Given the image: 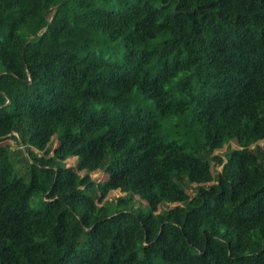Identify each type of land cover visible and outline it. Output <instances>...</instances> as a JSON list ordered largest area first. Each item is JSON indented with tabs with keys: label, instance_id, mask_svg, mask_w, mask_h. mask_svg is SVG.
<instances>
[{
	"label": "trees",
	"instance_id": "1",
	"mask_svg": "<svg viewBox=\"0 0 264 264\" xmlns=\"http://www.w3.org/2000/svg\"><path fill=\"white\" fill-rule=\"evenodd\" d=\"M263 139L264 0H0V264H264Z\"/></svg>",
	"mask_w": 264,
	"mask_h": 264
},
{
	"label": "rangeland",
	"instance_id": "2",
	"mask_svg": "<svg viewBox=\"0 0 264 264\" xmlns=\"http://www.w3.org/2000/svg\"><path fill=\"white\" fill-rule=\"evenodd\" d=\"M116 54H117V52L114 51V50L113 51L107 50L105 56L110 57L111 59H114V57H115ZM12 134L16 135V133H12ZM1 143L2 144H9L12 147V149H17V148L22 147L21 145H18L17 142L14 139H12L11 136H8L7 138H5ZM58 143L59 142H58L57 138L55 136H53L52 143L50 145L51 148L52 149L55 148L58 145ZM258 144L259 145H264V139L258 141ZM229 148H238V144H237V141L235 139L234 140H231L229 143L225 144L223 147L215 150L214 152L215 153H219V154L222 155V157H224V153ZM65 162H66V165L67 166H74L75 163H76V157L67 158L65 160ZM211 164H212V169H213L214 172L221 170V166L216 165L213 162H211ZM79 173L80 174H83V171H79ZM90 175H91V177H92V179L94 181H102V180L105 179V172L104 171H101V170H95V171L91 172ZM194 186H195V184H191L186 189V191H187L188 194H190V195L193 194V192H194L193 191V187ZM123 194L124 193L120 192L119 190L109 191L105 199H107V200L115 199L116 197L121 196ZM136 198H138V197H136ZM141 202L142 203H145L144 201H140L139 203H141ZM142 203L139 205L138 202H136L135 207H139V209H141L142 211L146 212L147 211V208H146L145 204H142ZM176 204L177 203H168L167 205L160 206L159 209L164 208L166 206L167 207H172V206H174ZM30 205L32 207H34V208H41L42 207V202H41L40 197L38 195H34L31 198V200H30Z\"/></svg>",
	"mask_w": 264,
	"mask_h": 264
},
{
	"label": "water",
	"instance_id": "3",
	"mask_svg": "<svg viewBox=\"0 0 264 264\" xmlns=\"http://www.w3.org/2000/svg\"><path fill=\"white\" fill-rule=\"evenodd\" d=\"M63 1H66V0H63ZM34 35H36V34H34ZM29 39H30V37L27 38L26 42H27ZM26 42H25V43H26ZM21 52H22V54H23V48H22Z\"/></svg>",
	"mask_w": 264,
	"mask_h": 264
},
{
	"label": "crops",
	"instance_id": "4",
	"mask_svg": "<svg viewBox=\"0 0 264 264\" xmlns=\"http://www.w3.org/2000/svg\"><path fill=\"white\" fill-rule=\"evenodd\" d=\"M108 176H109V175H108L107 173H105V179H107ZM105 179H104V180H105ZM111 191H114V190H111Z\"/></svg>",
	"mask_w": 264,
	"mask_h": 264
}]
</instances>
